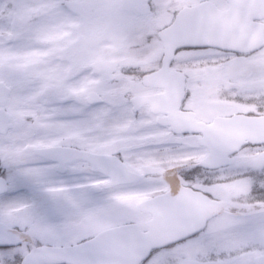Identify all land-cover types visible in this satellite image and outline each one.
<instances>
[{
  "label": "snow or ice",
  "instance_id": "6c2138e0",
  "mask_svg": "<svg viewBox=\"0 0 264 264\" xmlns=\"http://www.w3.org/2000/svg\"><path fill=\"white\" fill-rule=\"evenodd\" d=\"M0 264H264V0H0Z\"/></svg>",
  "mask_w": 264,
  "mask_h": 264
}]
</instances>
